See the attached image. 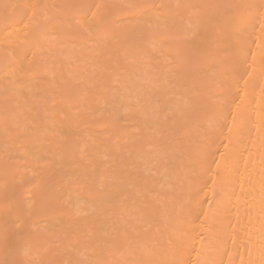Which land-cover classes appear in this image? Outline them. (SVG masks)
<instances>
[{"label": "bare ground", "instance_id": "1", "mask_svg": "<svg viewBox=\"0 0 264 264\" xmlns=\"http://www.w3.org/2000/svg\"><path fill=\"white\" fill-rule=\"evenodd\" d=\"M0 264H264V0H0Z\"/></svg>", "mask_w": 264, "mask_h": 264}]
</instances>
